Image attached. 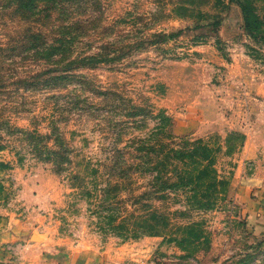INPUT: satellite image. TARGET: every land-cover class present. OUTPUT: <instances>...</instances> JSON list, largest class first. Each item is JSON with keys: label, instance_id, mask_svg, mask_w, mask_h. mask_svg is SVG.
Segmentation results:
<instances>
[{"label": "rangeland", "instance_id": "1", "mask_svg": "<svg viewBox=\"0 0 264 264\" xmlns=\"http://www.w3.org/2000/svg\"><path fill=\"white\" fill-rule=\"evenodd\" d=\"M239 2L252 33L235 0H0V264H264V0ZM161 110L167 150H211L173 189L137 168Z\"/></svg>", "mask_w": 264, "mask_h": 264}, {"label": "trees", "instance_id": "2", "mask_svg": "<svg viewBox=\"0 0 264 264\" xmlns=\"http://www.w3.org/2000/svg\"><path fill=\"white\" fill-rule=\"evenodd\" d=\"M22 7L26 8L28 7V10L34 11L36 10L37 6H36V2L39 0H19ZM49 2H56L58 0H47ZM73 1V0H71ZM236 2H238L240 4V6L242 7L243 11H244V15H245V21H246V27L249 33H252V29H251V21L250 18L247 14V10L244 7V5H241V3L239 2V0H235ZM54 7L49 6L47 8V12H51V9H53ZM61 42V41H60ZM65 42V41H64ZM61 45H55V46H51L50 47V51H49V56H53L57 54V50L61 49ZM97 56L98 55H92L88 60H86L85 65L86 67H92L91 65L93 63H95L97 61ZM52 59V58H51ZM56 63H62V57L60 59H55L54 60ZM74 62V61H72ZM66 66H63V71L61 73L55 74L54 77H52V79H54L55 81L58 82H62L66 81L64 83H67L68 81L72 80V75L69 73H66L67 70H69V67L71 65H73L72 63H66ZM69 74V75H68ZM74 80V78H73ZM99 95H104V96H108V95H116L115 92H111V91H98L97 92ZM118 95V94H117ZM153 109H149L146 108L144 106H137V105H133V110L131 112H129V115L132 116H138V115H147V114H152ZM153 115V114H152ZM154 117L158 118V124L157 126L151 130L150 135L147 138H141L137 141H139L141 144H143V146L139 147L138 149L140 151H144L143 155L140 154V159L141 162L137 165L138 169H141V171L146 172L147 169H150L151 166L153 169H157V173L158 175L156 176L157 179L161 180L159 182L162 183V186H165L167 188H172L174 186H177V182L181 183V181L187 179L189 180V182H193V176L194 171H193V167L192 165L197 164L200 162V160H206L208 159V161H210V149L207 148V146H203V145H199L197 148H193L188 150V152L183 153L181 151H179L178 149L175 148H170L169 150H167L166 148V143L161 142L160 138L158 139L157 137L162 136V135H168V136H172L167 130L168 128L171 126V119L169 116L165 115L163 113V110H161L158 114H156ZM136 141V142H137ZM199 148H202L203 150L200 152ZM166 149V150H165ZM150 153V155H149ZM152 155V156H151ZM173 155V156H171ZM181 156L183 159H190V163H188V167L191 166L192 170H188L185 174V176L182 175H176L178 177V181L177 182H171L168 184V180L169 178L164 179L161 175V170L162 168L166 169V166L168 163L171 162V158H177ZM187 157V158H186ZM174 158V159H175ZM172 164V163H171ZM56 171L60 172L61 171V164L59 162L56 161ZM210 169V163L208 165H206L204 167V169L201 170V172H199V176L202 178L205 175H210L209 174V170ZM198 176V175H197ZM199 178V177H198Z\"/></svg>", "mask_w": 264, "mask_h": 264}]
</instances>
